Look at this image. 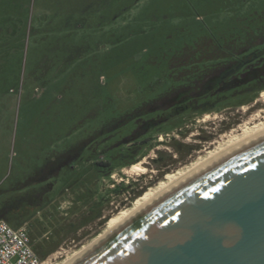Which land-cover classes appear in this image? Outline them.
<instances>
[{
    "label": "rangeland",
    "instance_id": "obj_1",
    "mask_svg": "<svg viewBox=\"0 0 264 264\" xmlns=\"http://www.w3.org/2000/svg\"><path fill=\"white\" fill-rule=\"evenodd\" d=\"M263 12L264 0H0V206L40 205L21 227L54 247L44 264L89 243L264 110L263 90L243 105L170 119L143 150L124 142L134 125L124 111L160 92L182 55ZM64 155L73 168L57 161ZM134 156L145 172L119 167ZM103 162L116 166L110 176ZM42 169L57 171L43 180ZM121 183L129 192H113Z\"/></svg>",
    "mask_w": 264,
    "mask_h": 264
},
{
    "label": "water",
    "instance_id": "obj_2",
    "mask_svg": "<svg viewBox=\"0 0 264 264\" xmlns=\"http://www.w3.org/2000/svg\"><path fill=\"white\" fill-rule=\"evenodd\" d=\"M72 264H264V140L181 186Z\"/></svg>",
    "mask_w": 264,
    "mask_h": 264
},
{
    "label": "trees",
    "instance_id": "obj_3",
    "mask_svg": "<svg viewBox=\"0 0 264 264\" xmlns=\"http://www.w3.org/2000/svg\"><path fill=\"white\" fill-rule=\"evenodd\" d=\"M228 32L221 36L222 41L209 39L205 49L191 48L193 51L190 53L188 48L184 49L188 54H181L180 60L177 58L176 65H172L174 69L169 72L170 78L165 79L161 91L152 97L142 98L133 109L124 111L122 122L133 121L134 124L129 130V136L124 139L127 149L141 146L143 150L151 133L159 130L170 119L180 118L186 113L211 112L227 104L243 105L264 90V12L257 16L254 25L245 26L241 31ZM176 124L173 123V126ZM137 158L134 156L119 167L130 166L138 161ZM57 161L70 168L75 165L69 155L62 158L58 156ZM102 165L105 168L99 170L102 176H110L116 167L109 162H103ZM42 170L45 173L43 180L49 179L57 171ZM129 188V185L121 183L113 192H129ZM142 193L135 191L128 199L134 201ZM35 206L38 205L29 203L28 206L16 208L8 199L0 206V220L7 221L15 228L21 227L30 213L29 209ZM29 235L34 250L44 260L54 247L46 249L38 244L35 234Z\"/></svg>",
    "mask_w": 264,
    "mask_h": 264
},
{
    "label": "bare ground",
    "instance_id": "obj_4",
    "mask_svg": "<svg viewBox=\"0 0 264 264\" xmlns=\"http://www.w3.org/2000/svg\"><path fill=\"white\" fill-rule=\"evenodd\" d=\"M262 97L264 99V91L262 92ZM262 113H264V110H259L245 123L239 125L237 129L224 135L222 141L213 149L208 150L205 155L199 156L189 165L181 168L178 172L171 174L160 185L151 187L144 197L140 198L132 207L125 210L124 213L112 224L106 226L98 236L93 238L89 243L83 245L81 248L75 250L71 255L66 256L65 259L57 264H72L114 234L118 229L136 219L147 209L163 200L181 186L215 168L238 153L263 141L264 116ZM143 163L144 161H138L132 164L130 168L131 170L145 172L147 169L143 166Z\"/></svg>",
    "mask_w": 264,
    "mask_h": 264
},
{
    "label": "built area",
    "instance_id": "obj_5",
    "mask_svg": "<svg viewBox=\"0 0 264 264\" xmlns=\"http://www.w3.org/2000/svg\"><path fill=\"white\" fill-rule=\"evenodd\" d=\"M0 264H44L25 227L15 228L0 220Z\"/></svg>",
    "mask_w": 264,
    "mask_h": 264
}]
</instances>
